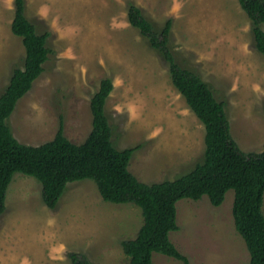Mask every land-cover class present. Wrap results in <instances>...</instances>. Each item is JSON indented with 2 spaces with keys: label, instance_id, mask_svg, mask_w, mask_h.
Here are the masks:
<instances>
[{
  "label": "rangeland",
  "instance_id": "obj_1",
  "mask_svg": "<svg viewBox=\"0 0 264 264\" xmlns=\"http://www.w3.org/2000/svg\"><path fill=\"white\" fill-rule=\"evenodd\" d=\"M135 5L159 29L171 19L170 45L177 63L196 73L225 103L232 138L244 152L264 144V55L256 50L251 22L237 0H25V16L48 32L52 54L43 72L17 100L6 120L22 144L51 140L61 120L70 142L91 130L89 102L101 80L112 89L104 112L111 141L122 150L138 146L128 169L147 184L173 181L202 161L204 126L171 83L168 66L127 20ZM13 0H0V93L12 69L22 67L24 48L10 30ZM264 30V25H262ZM0 215V264H71L68 252L91 264H128L121 242L142 223L132 204L104 201L93 181L69 182L48 208L41 184L15 173ZM233 190L222 203L181 198L178 229L169 233L189 264H248L236 232ZM262 212L264 214V194ZM152 264H183L153 253Z\"/></svg>",
  "mask_w": 264,
  "mask_h": 264
},
{
  "label": "trees",
  "instance_id": "obj_2",
  "mask_svg": "<svg viewBox=\"0 0 264 264\" xmlns=\"http://www.w3.org/2000/svg\"><path fill=\"white\" fill-rule=\"evenodd\" d=\"M251 22L254 46L264 55V0H237ZM10 30L20 37L24 57L22 67H14L0 93V215L5 210L8 185L15 173L33 177L41 184L43 203L53 209L69 182L91 180L101 198L115 204H132L141 211L142 223L133 239L121 242L128 264H152L159 253L189 264L169 239L176 231V202L181 198L198 200L203 195L218 206L225 192L233 190L231 208L236 232L249 254L248 264H264V144L260 152H244L229 130L225 103L218 101L199 76L182 68L173 54L171 19L157 29L141 10L130 4L127 20L166 62L171 83L204 126V152L189 172L173 181L147 184L128 169L138 146L119 150L111 141L112 128L104 112L105 100L112 89L111 80H101L89 102L91 130L79 144L63 134L61 120L54 137L39 145L20 143L6 120L33 81L43 72L51 50L48 32L38 33L25 16V0H13ZM71 264H91L80 253L68 252Z\"/></svg>",
  "mask_w": 264,
  "mask_h": 264
}]
</instances>
